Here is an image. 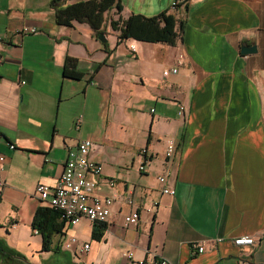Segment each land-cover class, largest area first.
Returning <instances> with one entry per match:
<instances>
[{"label":"crops","instance_id":"crops-1","mask_svg":"<svg viewBox=\"0 0 264 264\" xmlns=\"http://www.w3.org/2000/svg\"><path fill=\"white\" fill-rule=\"evenodd\" d=\"M174 1L119 0L97 32L82 5L79 16L59 9L101 0H0V240L20 254L0 250V264H79L78 253L82 264H132L128 251L174 264H264V0ZM164 11L183 21L175 44L120 40L111 24ZM245 45L256 49L242 53ZM168 138L177 145L170 158ZM82 139L103 165L95 193H118L112 215L101 239L83 217L45 249L32 221L50 205L36 186L57 183ZM165 172L174 194L162 191ZM135 208L139 221L126 224ZM70 235L78 242L68 249ZM242 235L254 242L234 244ZM202 239L194 254L190 243Z\"/></svg>","mask_w":264,"mask_h":264},{"label":"built area","instance_id":"built-area-1","mask_svg":"<svg viewBox=\"0 0 264 264\" xmlns=\"http://www.w3.org/2000/svg\"><path fill=\"white\" fill-rule=\"evenodd\" d=\"M173 4L175 5L176 1ZM32 30L35 31L36 28ZM23 31H27V28L25 27ZM1 39L2 36L0 35ZM131 48L135 50L134 45H131ZM2 61L3 57L0 56V63ZM177 71L178 67L175 66L164 70L163 73L167 75L170 72L175 73ZM179 114L181 116L185 114L184 105H180ZM9 146L10 148H15L13 143H9ZM93 146L94 143L91 139L80 140L76 147L69 149L68 157L64 163V169L57 183L55 185H49L39 182L36 186V194L40 199L46 201L50 206L57 207L61 210V218L65 221V225H76L83 217L88 218L93 223L107 222L112 215V205L118 195L114 188L116 182L114 180L110 181V185L114 188L111 195L102 196L95 193V188L104 171L102 163L92 159L89 155ZM176 149V141L173 138H168L166 141L165 156L167 158L174 156ZM142 152L147 154V149H143ZM5 160L6 156L0 153V170L3 168ZM145 164L146 161L143 160L139 167L140 170L145 169ZM168 177L169 172H165L158 176V181L163 185V192L174 194V185H166ZM5 185L6 181L0 176V196ZM126 200L130 204H134L133 190L130 188L127 189ZM139 219L140 214L137 208L125 215L126 224H137ZM218 240L222 239L218 238ZM77 242L78 238L75 235H70L64 245L66 248L71 249ZM207 242V239L192 241L190 247L193 253L196 254L204 251ZM233 242L236 245L252 244L254 237L251 235H242L233 238ZM88 247L89 244L85 243L83 247L81 246L80 251ZM126 256L131 260L132 264H174L164 257L154 258L150 261L137 259L134 257L132 251H128Z\"/></svg>","mask_w":264,"mask_h":264},{"label":"trees","instance_id":"trees-1","mask_svg":"<svg viewBox=\"0 0 264 264\" xmlns=\"http://www.w3.org/2000/svg\"><path fill=\"white\" fill-rule=\"evenodd\" d=\"M188 0H176V6L185 5ZM57 2V0H56ZM79 5H82V17L87 16L94 23V29L98 32L97 22L101 18L102 11L109 13L113 7L120 11L122 6L119 0H101L98 5H87L85 2H79L59 9V12L67 15H80ZM112 19L111 24L114 30L119 32V39L135 38L143 41H156L168 44H175L181 37L183 21L178 19L174 13L167 11L153 17H145L139 14H131L126 19ZM64 75L72 78H78L81 73L72 69H64ZM32 227L42 233L43 248L49 249L52 246L53 236L56 233H62L65 227V221L61 218V210L54 206H42L34 214ZM106 222H95L92 236L101 239ZM0 250L8 255L20 256V254L5 245L0 240Z\"/></svg>","mask_w":264,"mask_h":264},{"label":"water","instance_id":"water-1","mask_svg":"<svg viewBox=\"0 0 264 264\" xmlns=\"http://www.w3.org/2000/svg\"><path fill=\"white\" fill-rule=\"evenodd\" d=\"M99 37L102 39V40H106V38L104 37V33H99ZM255 46L252 45V46H248V45H245L242 47V53H249V52H252V51H255Z\"/></svg>","mask_w":264,"mask_h":264},{"label":"rangeland","instance_id":"rangeland-1","mask_svg":"<svg viewBox=\"0 0 264 264\" xmlns=\"http://www.w3.org/2000/svg\"><path fill=\"white\" fill-rule=\"evenodd\" d=\"M76 257L79 259V264H82V254L78 253V255H76ZM66 260V258H65Z\"/></svg>","mask_w":264,"mask_h":264}]
</instances>
